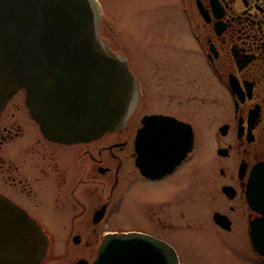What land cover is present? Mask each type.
I'll return each instance as SVG.
<instances>
[{"label": "flooded vegetation", "instance_id": "1", "mask_svg": "<svg viewBox=\"0 0 264 264\" xmlns=\"http://www.w3.org/2000/svg\"><path fill=\"white\" fill-rule=\"evenodd\" d=\"M180 7L189 43L146 59L148 78L134 75L136 100L121 129L85 142L50 140L23 90L0 113V195L47 235L41 264H94L107 235L128 233L153 248L167 244L179 264L177 236L214 234L239 263L264 264L250 235L263 214L249 202L264 165V0H181ZM98 31L129 67L99 23ZM152 115L190 126L193 136L182 162L157 178L135 164L136 135ZM118 212L131 222L121 232L109 229ZM150 253L157 254L143 252Z\"/></svg>", "mask_w": 264, "mask_h": 264}, {"label": "water", "instance_id": "2", "mask_svg": "<svg viewBox=\"0 0 264 264\" xmlns=\"http://www.w3.org/2000/svg\"><path fill=\"white\" fill-rule=\"evenodd\" d=\"M23 90L44 137L85 142L121 129L136 100L126 60L100 38L94 0H0V113ZM135 164L149 178L172 172L191 151V128L173 118H143ZM250 205L263 214L251 224V245L264 256V165L256 167ZM142 234H110L94 264H179L163 242ZM48 237L28 215L0 195V264H41ZM155 251V257L143 252ZM158 252L160 254L158 255Z\"/></svg>", "mask_w": 264, "mask_h": 264}, {"label": "rangeland", "instance_id": "3", "mask_svg": "<svg viewBox=\"0 0 264 264\" xmlns=\"http://www.w3.org/2000/svg\"><path fill=\"white\" fill-rule=\"evenodd\" d=\"M98 23L102 36L112 48L124 52L129 58L133 75L146 80V59H154L156 52L163 55L177 45L189 42L181 19V0H96ZM177 56V54H174ZM167 57V55H166ZM165 57V58H166ZM131 222L118 212L109 228L119 232L129 228ZM204 239L177 236L176 244L183 264H242L231 252L221 247L216 234Z\"/></svg>", "mask_w": 264, "mask_h": 264}]
</instances>
